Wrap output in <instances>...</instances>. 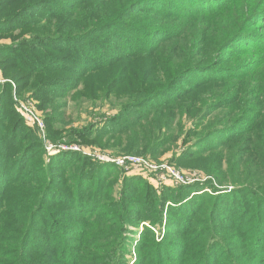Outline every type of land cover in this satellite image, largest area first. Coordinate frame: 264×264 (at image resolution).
I'll list each match as a JSON object with an SVG mask.
<instances>
[{
  "label": "trees",
  "instance_id": "obj_1",
  "mask_svg": "<svg viewBox=\"0 0 264 264\" xmlns=\"http://www.w3.org/2000/svg\"><path fill=\"white\" fill-rule=\"evenodd\" d=\"M240 3L246 9L234 11ZM0 38L12 40L0 47V68L20 97L29 88L52 103L81 84L80 97H93L90 81L101 75L104 95L127 99L82 130L64 133L48 116V139L108 140L128 153L147 141L152 157L181 141L172 163L219 170L232 151L231 167L250 173L216 196L200 184L158 193L146 174L120 176L76 151L45 164L43 140L15 110L14 83L0 85V264H128L134 252L135 264H243L248 254L245 264H264V0H0ZM250 96L261 104L247 106ZM225 108L230 122L211 129Z\"/></svg>",
  "mask_w": 264,
  "mask_h": 264
},
{
  "label": "rangeland",
  "instance_id": "obj_2",
  "mask_svg": "<svg viewBox=\"0 0 264 264\" xmlns=\"http://www.w3.org/2000/svg\"><path fill=\"white\" fill-rule=\"evenodd\" d=\"M228 2H230V6H234L235 5V0H226ZM239 10H245L246 8L243 7V5L240 3L239 5H237L236 7H234V11L238 12ZM147 19V18H146ZM75 19H70L68 21V19L65 21L68 23V30L69 32L73 31V21ZM145 20V19H144ZM72 22V23H71ZM80 28V25L78 26ZM15 32V31H13ZM28 39L30 37V35H21L19 38L25 37ZM12 43L11 39L8 38H0V47H4L7 45H10ZM253 53H250L248 56H242L241 58L246 59L247 57H252ZM254 57V56H253ZM233 61H235L236 63L237 58L233 59ZM225 65H229V63H226ZM101 76V75H100ZM94 77L91 79L90 81V87H91V94L93 95V97L88 96L86 97H80V93L83 92L85 90V87L83 84H81L78 89L76 91H73L71 89H69L68 91H66V96L63 99H53L52 103H50L49 101H51L50 97H46L43 98L42 100H35L32 98V90L31 89H23L22 91V97H20L19 95H16V84L11 81L9 79V77H6L3 75V71L0 68V85H4L7 84L9 82L14 83L13 88V101L14 98L17 97L18 101L20 103H23L24 105H27V102H29V105L31 106V108L33 109L34 112H36L39 115V118L43 121L44 123V129L46 132V142L52 146H57L58 150H62V148H70V147H77L81 150V152L78 153H83V152H89V153H93V152H97L99 154H104L107 155L109 158L112 159H118V158H123V157H138L140 159H146L151 163L157 164L158 166H162V165H168L169 167L175 169L177 172H179L181 175H183L184 177H188L191 176L193 174L197 175L201 182L199 183H195V184H200L204 186V190L200 193H208L210 195H216V193H214V189L217 188L218 190H221V192H219V195L225 194L226 192H230L233 190V184L235 183L236 186H240L242 184H245L247 181H249V177H250V173H246L245 170H247L245 167L247 166V164L245 165V167L242 169L239 168V166H237V169L235 171V168H232L231 166L234 165V159H233V152L232 151H226L222 153V156L226 157V159L223 161L222 165L220 166L219 170L213 166H211L210 161H199L198 165H181V164H175L170 162V160L172 158H174L175 156L178 157L179 155H181V153L185 150L184 148V144L183 142L179 141L178 143L176 142L172 148L170 150H164L160 153L158 156H149L148 155V142L147 141H143V142H139L141 143V148H140V152L142 153H128L126 151L121 152L119 151L116 147L112 148L111 146H107V143L109 142L108 140H97L94 143H90L91 140H84L81 139L79 140L78 143H73V139L72 138H62L60 141L55 142L51 139H48V128H47V124L45 123V120L47 119V117H52L54 120H57L56 124L54 125L56 128H59L60 130H63L64 133H68L70 132V130H82L85 129V126L92 124V126L95 125H99L101 124L103 121L108 120L109 118H112V116L114 114H117L118 111L120 110V108L125 104V101H127L126 98H124V100L118 96L111 95V96H106L104 95L107 91V87L106 84L103 85V82L105 80V78L102 77ZM161 80H165L164 78H159L154 80L153 85L157 86V83L161 82ZM109 83V82H108ZM103 85V86H102ZM23 86V85H22ZM127 86L131 87V91L135 90L136 85H130L128 84ZM34 89H38L37 87H34ZM126 90V89H124ZM128 91V90H126ZM59 92V91H58ZM79 92V93H77ZM76 93V94H75ZM80 97V98H79ZM256 102H253L255 101ZM47 106L45 108V111L43 109H40V104L43 103H47ZM15 103V101H14ZM251 103V105L254 104H261V99L260 96H250L248 98L247 101V106ZM29 107V106H28ZM30 108V107H29ZM15 110L16 112L20 115V117L24 120L26 126L28 128H30L32 131H34L36 133V135L41 138L43 140V143L45 144V140L43 139V136L40 132V129L38 128L37 125H33L30 122L27 121V119L22 115V113L19 112V110L17 109V104L15 103ZM21 111V109H20ZM228 111L229 108H225L223 109L220 113L221 115V120L217 123H213L211 129H213L214 127H219V126H223L228 124L229 118H228ZM241 111V109L238 110V114ZM245 110H243V112L241 113V115L244 113ZM22 112V111H21ZM227 113V114H226ZM187 124V125H186ZM188 127L191 125L190 122H186L183 120V124H181V127ZM51 128H54L52 126H50ZM180 127V129H181ZM186 129V128H185ZM142 135V134H141ZM148 137L149 135L146 134ZM155 135V134H154ZM251 140L254 141L256 138H258L259 136L256 135H250ZM131 138V137H130ZM123 146L122 148L125 149L128 145L127 143V139H123ZM116 146V144H114ZM235 150V149H234ZM77 152V151H76ZM58 153L54 154V155H50L49 152H47L45 150V153L42 155V162L44 161L45 164H49L50 160L57 156ZM38 161V160H37ZM94 161V160H93ZM262 161L263 165H264V161ZM34 164V163H33ZM119 168V167H118ZM141 173H134V172H125L123 169L119 168V175H126V176H132V175H139ZM150 174L144 175L146 177V180L149 181L158 191V193H160L159 191H161V189L164 186H168L165 184H159V182H152L151 180L153 179V176H149ZM219 177L222 180H226L225 183H227L225 186H220L219 182H217V178ZM151 179V180H150ZM232 179V180H231ZM231 181H233V184L231 183ZM167 183V182H165ZM193 184V185H195ZM170 186L172 187H177L175 185H173V183L170 184ZM41 190V188H40ZM250 198H247V204L250 205ZM214 208V207H213ZM221 210V208H219ZM215 212V211H214ZM222 212V211H221ZM209 214V213H208ZM262 219V216H258ZM255 218V216L253 217ZM257 218V216H256ZM7 219V218H6ZM220 220H218V223L221 221V217H219ZM232 221V218L230 219ZM5 222H3L2 224H0V226H4ZM253 227V230L255 231V225L251 224ZM6 226V224H5ZM206 224L204 223H200V229L201 227H205L206 228ZM209 226H211L208 223V229ZM220 227V226H219ZM158 228V227H157ZM223 229H228V228H223ZM253 230H251V232H253ZM217 231H219V233L222 232L221 227L219 229H217ZM164 228L162 229V231L158 232L155 238V241L157 240H162V238L164 237ZM223 235L228 238L230 241H240L241 237L239 236V234H236V232L234 231H225L223 233ZM158 241V242H159ZM98 243V242H97ZM42 249L43 246H40ZM52 248H48V249H44L47 251H52ZM107 249L105 248L104 253H106ZM192 251V250H191ZM190 251V253H191ZM251 256H246V257H242V258H238L240 263H247L246 261H250ZM137 260V254L136 252L132 253L131 255L128 256V264H135Z\"/></svg>",
  "mask_w": 264,
  "mask_h": 264
},
{
  "label": "built area",
  "instance_id": "obj_3",
  "mask_svg": "<svg viewBox=\"0 0 264 264\" xmlns=\"http://www.w3.org/2000/svg\"><path fill=\"white\" fill-rule=\"evenodd\" d=\"M15 103L17 104V109L20 113L33 125H37L40 129V132L45 140L44 147L50 155H54L56 153H60L61 151H77L81 152V150L77 147L70 148H62V150H58L57 146H52L46 142V132L44 129V123L39 118V115L33 111L29 102L27 105L20 103L17 97L14 98ZM30 108H29V107ZM21 109V111H20ZM84 156L91 158L94 161L104 163V164H114L117 167L123 169L125 172H134V173H143L150 174L149 176H153L152 182H159V184L170 185L173 183L175 186H187L195 183L201 182L200 178L193 174L188 177H184L175 169L169 167L168 165L158 166L157 164L151 163L146 159H140L138 157H123L118 159L109 158L107 155L99 154L97 152L89 153L83 152ZM167 182V183H165Z\"/></svg>",
  "mask_w": 264,
  "mask_h": 264
}]
</instances>
